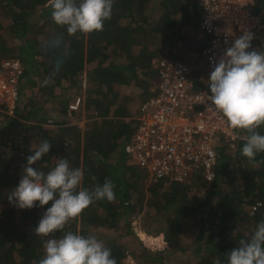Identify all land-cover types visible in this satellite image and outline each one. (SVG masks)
Masks as SVG:
<instances>
[{"label":"trees","instance_id":"16d2710c","mask_svg":"<svg viewBox=\"0 0 264 264\" xmlns=\"http://www.w3.org/2000/svg\"><path fill=\"white\" fill-rule=\"evenodd\" d=\"M151 1L114 0L111 18L104 21L102 31L69 36L66 28L51 19L49 0H0L1 14L9 19L5 24L0 20V60L17 58L22 67V101L14 111L17 121L11 120L19 123L18 135L31 131L36 140L32 151L25 136L22 145V141L8 142L7 138L4 142L10 151L0 157V264H38L44 256V241L34 230L52 202L43 208L19 209L9 202L8 195L18 186L27 157L45 139L51 144L50 151L32 165L34 169L46 174L58 158H65L70 167L84 171L81 188L92 190L110 179L116 194L113 202L95 201L54 237L62 238L69 231L88 236L86 231L93 227H104L111 233L123 228L116 237L128 238L125 245L109 233L107 240H100L111 249L117 264H122L126 252L138 264H228L227 254L239 240L249 239L264 219V153L250 163L242 155L246 140H239L233 150L219 145L215 176L210 182L196 174L181 183L152 181L130 163L124 146L136 129L138 108L131 115L128 97L120 94L119 87L139 85L142 102L156 93L160 72L154 60L167 57L191 65L189 55L195 52L199 59L207 44L199 29L201 8L197 0H155V10ZM253 9L264 25V0H255ZM61 34L60 48L45 51L48 42ZM251 45L250 50L264 52V26ZM61 53L64 63L49 80ZM212 71L191 75L194 87L210 92L207 81ZM43 75L47 83L39 85L35 77L42 79ZM67 84L70 89L84 90L77 109H68L73 98L64 97ZM27 86L29 96L22 94ZM56 89L62 94L53 98L50 95ZM39 96L42 99L37 102ZM46 102L58 104L59 110L51 112L44 106ZM54 112L58 117L49 123ZM4 130L3 135H7ZM258 131L264 135V126ZM255 202L261 206L251 213L249 207ZM164 211L167 228L160 229L162 244L149 249L134 236L129 216L143 213L153 218L160 212L162 217ZM197 216L196 233L182 243L184 234L178 231L181 219ZM187 250L188 259L178 261L177 252Z\"/></svg>","mask_w":264,"mask_h":264},{"label":"clouds","instance_id":"9594fccd","mask_svg":"<svg viewBox=\"0 0 264 264\" xmlns=\"http://www.w3.org/2000/svg\"><path fill=\"white\" fill-rule=\"evenodd\" d=\"M113 2L49 0L51 19L66 28L69 36L102 31L104 21L111 18ZM253 38L252 33L245 32L236 39L207 81L211 93L207 96L212 105L210 108L221 115L230 129L246 133L242 155L250 163H255L257 154L264 153V135L258 131L264 126V52L250 50ZM62 43L61 34L48 42L45 51L59 49ZM64 60L61 53L49 80L59 72ZM206 68L210 69L207 65ZM50 148V142L45 139L34 154L27 157L19 184L8 195L9 202L19 209L43 208L52 202L34 230V235L44 241V256L38 264H117L111 249L94 235L69 231L62 238L54 237L55 232L81 217L95 201L113 202L116 194L110 179H105L102 185L96 184L92 190L81 188L84 171L70 167L65 158H58L54 168L46 174L34 169L32 165L48 154ZM91 179L95 181L96 177ZM227 261L228 264H264V219L249 239L239 240V245L227 254Z\"/></svg>","mask_w":264,"mask_h":264},{"label":"built area","instance_id":"2783aa9c","mask_svg":"<svg viewBox=\"0 0 264 264\" xmlns=\"http://www.w3.org/2000/svg\"><path fill=\"white\" fill-rule=\"evenodd\" d=\"M197 1L201 8L199 29L207 37L201 57L210 69L214 70L236 39L250 32L254 37L252 43L264 26L254 12L255 0ZM154 67L160 72L156 93L138 105L137 126L124 151L130 163L147 173L149 180L181 183L196 174L210 182L215 176L219 145L233 150L245 136L230 129L221 115L210 108L207 96L211 93L194 87L190 65L161 57L154 60ZM21 73L17 58L0 60V126L5 116L13 115L18 106ZM80 101V97H75L68 109H77ZM260 206V202H255L249 211L253 213ZM186 218L190 217L182 218L181 222ZM166 221L167 217L158 231L138 225V229L149 233L145 245L162 244L160 229L164 231Z\"/></svg>","mask_w":264,"mask_h":264},{"label":"rangeland","instance_id":"374dc122","mask_svg":"<svg viewBox=\"0 0 264 264\" xmlns=\"http://www.w3.org/2000/svg\"><path fill=\"white\" fill-rule=\"evenodd\" d=\"M154 1L155 0H152L150 2L152 7L155 5ZM156 1H159V0H156ZM155 9H156V6H154V10ZM0 18H1L0 20L2 21L3 24L7 23L8 22L7 20H9L6 17L2 16L1 11H0ZM189 36L191 37V35H189ZM7 38H10L8 41H12L13 40V38H11V37H7ZM188 61H191L190 68H191L192 75L199 74L200 76H204V75L207 74V69H206V64H205L204 59L202 57H200L198 59L197 56L195 55V52H193L192 55L191 54L189 55ZM35 78L34 79L38 82L39 85H41V83H47L46 77L44 75L40 77L42 79H39V77H35ZM18 86H19V102H18V105L20 107L21 101H22L21 92H20V82H19ZM65 89L66 90L68 89V90L66 92L67 94H65L64 97H69V98L75 99V97H77V96L78 97H80V96L82 97V95L84 94V90L81 89L80 91H76L75 89H70V88H68V84L66 85ZM22 90H23V92H22L23 95L29 96L31 94L28 86L24 87ZM61 92H62V90L56 89L55 92H53L50 96L53 97V98H57L58 96H60L62 94ZM119 92H120L121 95H126L128 97L129 109H130V112L132 113L131 115L135 114L136 110L138 108V105L140 104V99L138 98V94L140 92H142L140 86L136 85V84H133V83L129 84V85H121L119 87ZM54 95H56V96L54 97ZM41 99H42V97H40V96L35 98V100L37 102L41 101ZM44 106H46L48 109L52 110L51 112L59 110V105L56 104V103L46 102L44 104ZM11 119L17 121L16 115L13 114V115L5 116V122H4V124L2 126H0V157H4V155L7 154L8 151H10L6 146H4V142H6L7 140H5L6 137L4 138L5 135H3V129L8 131L7 132V139H9L8 142L9 141L10 142L11 141H17V140L19 142H21L23 140V137L25 136V141L28 140V143H29V151H32L34 149L35 145H36V140L32 137V132L31 131L30 132H21L18 135L17 129L19 128L18 127L19 123L16 122V121H12ZM81 122H83V119L80 120L79 124H82ZM9 123H11V126H9ZM239 133L242 134V135L244 134V132L242 130H239ZM18 137H20V139H18ZM23 141H22L21 145L24 144ZM166 217H167V214H164V213H163V215L161 217L160 212H158L153 218H147L145 216V214L141 213V214H138V215L129 216L128 222H129V227L133 231L134 236L137 237V239L143 245H145L144 241H148L146 239V236H149L148 235L149 233H147V230L158 231L159 230V225L163 224L164 219H166ZM166 223H167V221H166ZM197 224H198V216L197 217H190V218H186V219L182 220V222H181L182 230L180 232L181 235L184 234L182 236L183 237L182 238V243L186 242L187 240L192 239V236H193V233L196 230V225ZM122 225H123V223H121V226ZM138 225H146V226H148V229L146 231L145 230L141 231V229H138L139 228ZM243 225L244 226H250L249 224H243ZM166 228H167V226H166ZM123 230H124L123 228H120L118 231H115V232L111 233V232H108V230L105 229L104 227H102V228L93 227V228L89 229V231H86V233H88V236L89 235L96 236V238L98 240H104V239L107 240L108 237L106 236V234L109 233L110 235L115 236L116 241L118 243H120L121 245H123V244L125 245L126 242L128 241V238H126L125 236L116 237V235L118 236L119 234H121L123 232ZM141 238L143 240H141ZM145 246H147V245H145ZM147 247L149 249H153L154 248V247H152V245H149ZM188 253H189V250H187L184 253L178 251L177 252V260L179 258H181L182 260L188 259V257H187ZM173 257L169 256L168 258L172 259ZM189 259L191 260L193 258L189 257ZM122 264H138V263H137L136 259H134L132 254L126 252V256L123 259Z\"/></svg>","mask_w":264,"mask_h":264},{"label":"crops","instance_id":"0c3cea01","mask_svg":"<svg viewBox=\"0 0 264 264\" xmlns=\"http://www.w3.org/2000/svg\"><path fill=\"white\" fill-rule=\"evenodd\" d=\"M57 114L58 113H56V112L52 113V116H51V119H50V122L49 123H51V120L56 119L58 117ZM68 117H70V116H68ZM68 119H70V118H68ZM4 122H5V119H4ZM4 135H5L4 138L5 137L7 138V135L6 134H4Z\"/></svg>","mask_w":264,"mask_h":264}]
</instances>
